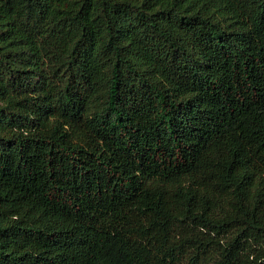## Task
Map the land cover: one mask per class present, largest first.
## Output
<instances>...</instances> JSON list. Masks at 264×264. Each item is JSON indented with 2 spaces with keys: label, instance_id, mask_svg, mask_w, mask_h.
I'll return each mask as SVG.
<instances>
[{
  "label": "trees",
  "instance_id": "trees-1",
  "mask_svg": "<svg viewBox=\"0 0 264 264\" xmlns=\"http://www.w3.org/2000/svg\"><path fill=\"white\" fill-rule=\"evenodd\" d=\"M0 264H264V0H0Z\"/></svg>",
  "mask_w": 264,
  "mask_h": 264
}]
</instances>
